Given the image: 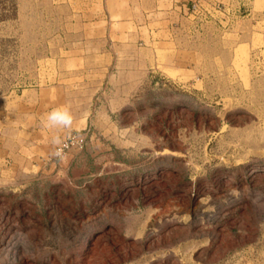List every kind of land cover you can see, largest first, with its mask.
Instances as JSON below:
<instances>
[{"label": "rangeland", "instance_id": "374dc122", "mask_svg": "<svg viewBox=\"0 0 264 264\" xmlns=\"http://www.w3.org/2000/svg\"><path fill=\"white\" fill-rule=\"evenodd\" d=\"M99 7L0 0V264H264V0Z\"/></svg>", "mask_w": 264, "mask_h": 264}, {"label": "crops", "instance_id": "0c3cea01", "mask_svg": "<svg viewBox=\"0 0 264 264\" xmlns=\"http://www.w3.org/2000/svg\"><path fill=\"white\" fill-rule=\"evenodd\" d=\"M102 5L99 9L104 12V19H121L120 13L129 6L136 11L142 10L145 15L154 20H167L171 14L178 18L190 14V7L193 2L207 3L208 0H96ZM136 5V7H134ZM140 5V6H139ZM146 5V6H145ZM148 6V7H147ZM115 15V16H114ZM161 23V22H160Z\"/></svg>", "mask_w": 264, "mask_h": 264}, {"label": "clouds", "instance_id": "9594fccd", "mask_svg": "<svg viewBox=\"0 0 264 264\" xmlns=\"http://www.w3.org/2000/svg\"><path fill=\"white\" fill-rule=\"evenodd\" d=\"M47 120L51 126L70 128L73 118L67 108H60L52 111L48 115Z\"/></svg>", "mask_w": 264, "mask_h": 264}]
</instances>
